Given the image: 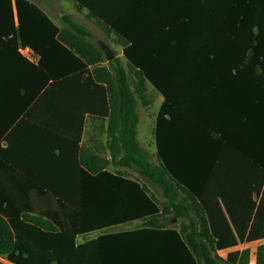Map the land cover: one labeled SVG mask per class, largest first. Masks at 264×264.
Instances as JSON below:
<instances>
[{
  "label": "crops",
  "instance_id": "crops-1",
  "mask_svg": "<svg viewBox=\"0 0 264 264\" xmlns=\"http://www.w3.org/2000/svg\"><path fill=\"white\" fill-rule=\"evenodd\" d=\"M26 1L44 12L59 30L72 31L67 19L89 32L92 43L107 44L126 74L124 43L109 29L113 26L125 38H139L145 45L144 57L205 60L169 70L175 76L172 116L162 122L161 145L184 177L191 176L196 167L220 174L204 184L225 188V202L238 227L233 233L242 234L249 217L246 236L261 199L264 155V85L257 77L261 72L256 60L262 54L255 46L261 38L255 4L237 0ZM175 42H180L178 50H173ZM20 47L25 46L20 40L15 0H0V211L12 212L14 220L13 211L26 200L22 187L69 186L68 148L76 145L80 154L107 161L106 170L112 173L130 170L116 163L121 153L113 144L117 133L108 130L110 111L104 108L99 92L86 83V76H66L55 88L38 70L39 55L25 47L34 53L26 56ZM240 57L253 58V65L239 72L228 66L227 60ZM107 65L104 60L99 66ZM48 68L54 71L52 62ZM88 68L91 73L92 67ZM148 93L155 97L153 105L148 103L153 112L143 121L139 117L137 139H145L143 147L156 156L154 134L164 98L150 83L143 97ZM71 123L82 124L80 134ZM92 165L95 168L100 162ZM168 224L169 229L179 231L176 218L171 217ZM143 225L139 220L78 235L76 244L86 246L78 264H187L179 257L175 240L156 232L131 234L143 230ZM263 247L264 238L243 239L234 247L216 251L220 259L216 262L229 264L228 255L237 253L235 264H257ZM0 264L12 263L0 256Z\"/></svg>",
  "mask_w": 264,
  "mask_h": 264
},
{
  "label": "trees",
  "instance_id": "trees-1",
  "mask_svg": "<svg viewBox=\"0 0 264 264\" xmlns=\"http://www.w3.org/2000/svg\"><path fill=\"white\" fill-rule=\"evenodd\" d=\"M237 1L256 6V27L261 38L256 40L255 46L262 54L260 60H256V67L261 72L257 73V77L260 75L259 81L264 85V0ZM15 8L21 44L39 55V72L46 80H52L55 88L66 76L76 77L82 73L86 76V83L99 92L104 108L110 111L108 130L111 134L117 133L113 144L121 153L116 163L141 169L147 183L161 192L165 202L159 205L140 181L120 172L107 171V161L80 154L75 145L67 150L69 186L22 187V197L26 200L13 211L16 219L12 218V212L0 211L1 257L12 264H78L86 248L76 244L78 235L139 220L144 221V229L131 234L156 232L175 240L180 248L179 257L187 264H218L211 253L234 247L243 239L264 238V155L263 192L245 236L249 217L244 222L242 234L233 233L238 227L225 202V188L204 184L220 177V174L211 170L202 172L196 167L191 176L184 177L176 171L170 157L162 149V122L172 116L170 97L175 76L169 70L189 67L205 60L144 57L145 45L139 38H125L118 27H110L121 37L123 56L134 71L132 90L128 76L116 57L108 61L107 67L99 66L104 62L105 55L99 45L89 41L91 35L84 28L66 19L72 31L59 30L44 12L26 0H15ZM175 44L173 50H178L180 42ZM253 61V58L240 57L227 60V64L239 72L240 68L252 66ZM50 62L54 65L53 72L48 68ZM61 66L65 71H61ZM89 66L92 67L91 73ZM146 83H150L164 98L154 134L156 167L142 164L144 153L136 140L138 115L135 94L143 97ZM262 93L264 98V89ZM70 125L78 128L76 131L80 134L81 123ZM111 157L116 159L114 151ZM96 161L100 165L94 168L92 163ZM214 163L215 160L210 165ZM225 215H229L228 220ZM171 217L180 221L178 232L168 228ZM237 256V253L229 254V264H235ZM244 263L247 264V261ZM257 264H264V247L258 251Z\"/></svg>",
  "mask_w": 264,
  "mask_h": 264
},
{
  "label": "rangeland",
  "instance_id": "rangeland-1",
  "mask_svg": "<svg viewBox=\"0 0 264 264\" xmlns=\"http://www.w3.org/2000/svg\"><path fill=\"white\" fill-rule=\"evenodd\" d=\"M97 39L98 38H94L95 41H97ZM114 54L116 56L115 52H114ZM126 72H127V76L129 79L130 87L132 90H134V88H133V81H134L133 71L131 70L130 67L129 68L126 67ZM135 98L137 99L136 112L138 115V120L140 117V119L143 121L150 114V112H153L152 109L148 108V103H150V105L151 104L153 105L155 97L153 94L148 93V95L146 97L138 96L137 94H135ZM154 109L156 110L157 106H154ZM136 140H137V143H138L140 149L144 153V155L142 157V158H144V162L142 164L143 165L147 164V165L156 167L157 160H156V156L153 154V150L147 149V147H145V148L143 147L144 145L146 146V140L145 139L142 140V138L137 139V136H136ZM129 169L130 170L125 171V172H121V173L130 177V178H133V179L140 181L145 187H147L149 193L154 197V199L156 200V202L159 205L164 204L165 200L162 198L161 192L158 189H156L155 187H152L150 184L147 183V179L144 178V176L141 174V169L136 168V167L134 169H132V168H129ZM262 192H263V187H262L261 193ZM186 221L189 222V220H186ZM174 223H176V220H174ZM211 255L213 256L214 260H216V261L220 260L219 257L217 256L216 252L211 253ZM220 263H221V261H220Z\"/></svg>",
  "mask_w": 264,
  "mask_h": 264
},
{
  "label": "water",
  "instance_id": "water-1",
  "mask_svg": "<svg viewBox=\"0 0 264 264\" xmlns=\"http://www.w3.org/2000/svg\"><path fill=\"white\" fill-rule=\"evenodd\" d=\"M100 48L103 51L107 61H110L114 58V53L103 43H100Z\"/></svg>",
  "mask_w": 264,
  "mask_h": 264
},
{
  "label": "built area",
  "instance_id": "built-area-1",
  "mask_svg": "<svg viewBox=\"0 0 264 264\" xmlns=\"http://www.w3.org/2000/svg\"><path fill=\"white\" fill-rule=\"evenodd\" d=\"M19 51L22 53V54H24V55H26V56H32V55H34V53L32 52V50H30L29 48H25V47H20L19 48Z\"/></svg>",
  "mask_w": 264,
  "mask_h": 264
}]
</instances>
